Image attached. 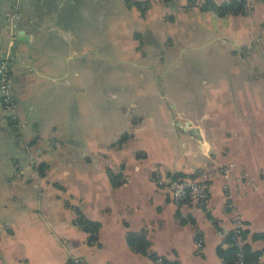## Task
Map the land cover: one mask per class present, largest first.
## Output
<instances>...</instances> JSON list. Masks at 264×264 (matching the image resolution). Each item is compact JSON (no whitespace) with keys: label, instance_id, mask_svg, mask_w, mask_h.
Listing matches in <instances>:
<instances>
[{"label":"crops","instance_id":"crops-1","mask_svg":"<svg viewBox=\"0 0 264 264\" xmlns=\"http://www.w3.org/2000/svg\"><path fill=\"white\" fill-rule=\"evenodd\" d=\"M14 1L0 0V55L11 45L24 125L14 128L0 100V264H157L156 255L232 264L228 201L246 248L264 261V2L219 14L201 9L204 0H147L141 14L135 2L145 0H22L11 38ZM115 28L133 32L127 52L139 29L179 48L146 62L148 81L133 86L145 78L134 60L106 73L104 62L118 59L108 47ZM201 172L206 206L175 203L151 179ZM78 211L99 223L96 241L76 224ZM129 230L145 233L146 253L129 247Z\"/></svg>","mask_w":264,"mask_h":264},{"label":"built area","instance_id":"built-area-1","mask_svg":"<svg viewBox=\"0 0 264 264\" xmlns=\"http://www.w3.org/2000/svg\"><path fill=\"white\" fill-rule=\"evenodd\" d=\"M22 0H15L13 9L6 15V27L9 30L11 38L16 36L15 19L18 18L19 7ZM241 1V0H237ZM244 1L243 14L250 13L256 3H263L264 0H242ZM14 60V52L11 45L2 51L0 55V100L7 112L9 121L17 129L21 128L24 123L20 121L18 116V101L12 92L13 80L11 74V67ZM227 171V168L224 169ZM206 173L201 172L199 177H174V176H160L152 175V181L167 189L175 203L184 204L187 202H194L201 206H206L209 202V191L204 182ZM227 208L232 214V227L229 231V241L235 247V255L233 264H264L258 255L254 259H248L245 248V225L239 207L234 201L227 202ZM215 227L221 225L220 220L213 221ZM202 242L197 241V246L201 247ZM154 261L157 264H177L175 261L167 259L163 255H156ZM69 264H83L82 261L75 256L70 257Z\"/></svg>","mask_w":264,"mask_h":264},{"label":"rangeland","instance_id":"rangeland-1","mask_svg":"<svg viewBox=\"0 0 264 264\" xmlns=\"http://www.w3.org/2000/svg\"><path fill=\"white\" fill-rule=\"evenodd\" d=\"M139 31L141 32V36H139L138 39H135L137 42L134 46L133 51L127 52V50L130 47L129 42L133 40L132 39L133 32L130 30L129 32V34L131 35L130 36L127 34V31L124 29L115 28V29L109 30L108 31V42L110 43L108 45L109 52L116 53V56L118 59L116 60L112 59L107 62L106 61L104 62L107 74L109 73L113 74L116 70H120V69L124 70L126 61L134 60L135 64L137 62V64L139 65L140 77H145V78H137L132 84L133 86H135L137 83L148 81V77L144 74V68H145L146 62H148L149 65H155V62H157L163 56L169 54L170 51L177 52L179 47L173 48V46L171 47V43L174 42V45L176 47V45L179 44L180 42V41H168V40L162 41V36H158L157 41H149L145 38V35L147 34L146 30L143 31V34H142L141 29H139ZM138 42L141 43V46L139 48L140 52L137 51L138 50L137 46L139 44ZM212 49L214 48L210 46L204 47L202 49H188V50L181 51L179 55L182 54L183 52L185 55H188V54L200 55L201 53H207V51H210ZM151 67H154V66H151ZM119 84H121V82H119L116 85H119ZM128 86L129 84L124 82V87H128ZM14 128L12 127L13 130ZM3 144H4L3 141H0V145H3Z\"/></svg>","mask_w":264,"mask_h":264},{"label":"trees","instance_id":"trees-1","mask_svg":"<svg viewBox=\"0 0 264 264\" xmlns=\"http://www.w3.org/2000/svg\"><path fill=\"white\" fill-rule=\"evenodd\" d=\"M135 4L139 7L141 14L144 12V10L147 8L148 1H136ZM189 5H196L195 0H188ZM243 6L244 1H237V0H227L224 1L221 4H215L211 0H204L202 4H199V7L201 9L204 8H211L218 12L219 14H228V13H242L243 14ZM129 132L122 133L119 138L115 141L113 144H121L125 140H127L130 137ZM43 164L39 166L40 171L43 170ZM117 174H115L112 171H109V178L112 183V185L117 186L121 183L117 179ZM177 177V176H176ZM184 177V176H182ZM75 222L77 225H79L83 230L90 233V241H96L97 239V231L99 229V223L95 220H91L86 218L80 211L77 212V215L75 217ZM260 236H264V232L260 234ZM126 241L129 247L137 252L146 253L147 248L149 246L148 239L145 235V233L142 230L139 231H132L129 230L126 232ZM244 248L247 254L248 259H254L258 256L260 253L259 251L251 252L246 248V245L244 243ZM229 251L233 252V261H234V255H235V247L232 245ZM220 254H222L224 251L222 248H219ZM233 264V262H232Z\"/></svg>","mask_w":264,"mask_h":264},{"label":"water","instance_id":"water-1","mask_svg":"<svg viewBox=\"0 0 264 264\" xmlns=\"http://www.w3.org/2000/svg\"><path fill=\"white\" fill-rule=\"evenodd\" d=\"M17 34L20 35V38H21L22 35L25 36V31L19 30Z\"/></svg>","mask_w":264,"mask_h":264}]
</instances>
